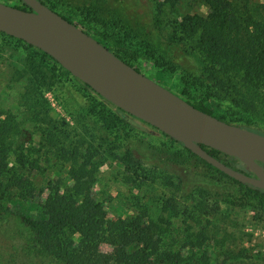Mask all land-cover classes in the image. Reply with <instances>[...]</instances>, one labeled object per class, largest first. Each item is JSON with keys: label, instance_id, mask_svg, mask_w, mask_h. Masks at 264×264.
I'll use <instances>...</instances> for the list:
<instances>
[{"label": "trees", "instance_id": "16d2710c", "mask_svg": "<svg viewBox=\"0 0 264 264\" xmlns=\"http://www.w3.org/2000/svg\"><path fill=\"white\" fill-rule=\"evenodd\" d=\"M105 1L47 0V5L68 21L81 26L138 71L141 72L137 65L141 64V56H148L143 64L145 68L156 66L166 77L167 67L161 56L152 53L151 47L143 44L138 32L119 37L108 31L109 27L114 29L113 23L123 29V21L111 15L110 9L105 7ZM155 1L159 3L161 12L164 3ZM194 1L204 5L208 13L186 14L173 21L169 40L174 45L188 43L198 53L204 64L208 84L205 88L202 79L196 77L195 81L187 85L180 84L177 90L199 110L223 121L235 119L252 128L254 126L250 125L251 119L247 115H232L231 120H228L229 114L221 109L219 100L231 96L238 106L252 108L254 111L264 106V3H254L252 0ZM0 35L13 40L10 42L15 41L17 46L25 50L28 64L32 67V71L26 70L31 74L25 79L27 84L30 81L28 87L33 88L35 82H45L44 69L50 71L51 82L60 76L67 77L91 96L95 109L103 116L101 120L106 129H123L150 135L139 122L125 117L123 111L92 96L93 91L87 85L71 79L69 73L46 54L2 33ZM37 61L38 64L35 63ZM20 76L26 77L23 73ZM39 116L38 111L33 113L36 121ZM254 128L260 133L264 131ZM20 134L19 117L8 115L0 121V216L14 215L21 219L28 232L26 243L29 251L50 257L59 264H180L186 260L181 252L166 248L164 230L150 219L146 210L116 220L108 217L105 206L94 197L91 187L96 182L97 171L111 151L96 146L92 141L81 139L73 143L68 137L47 130L45 145L55 150L53 154L56 159L69 164L68 173L73 185H64V188L53 185L48 194L37 201L35 182L25 171L31 174L39 167V159L32 155L40 152V149L26 148L25 144L18 143ZM165 144L177 145L173 141H166ZM177 147L182 156L189 154L205 165L213 178L229 179L244 188L247 195L264 203L261 190L243 185L191 151ZM203 148L218 160L241 170L235 159H226L227 156L219 151L205 146ZM12 155L15 156L13 165L10 163ZM117 160L125 166L128 180L137 183L142 179L139 171L143 162L133 152L125 151ZM164 178L168 184H172L170 177ZM200 194L201 200L195 205V214L203 217L214 214L215 220H220L217 218V206L212 207L207 195L203 192ZM177 204L176 197L166 201L167 207H171L175 214ZM204 209H207L205 213ZM215 224L209 222L208 226L194 234L195 240L190 242L191 248L200 254V264H210L205 243L215 248L219 236L238 235L236 231L221 229L217 221ZM105 246L112 250L104 251L102 248ZM242 254L238 253L235 257H241ZM1 256L0 253V264H3Z\"/></svg>", "mask_w": 264, "mask_h": 264}, {"label": "rangeland", "instance_id": "374dc122", "mask_svg": "<svg viewBox=\"0 0 264 264\" xmlns=\"http://www.w3.org/2000/svg\"><path fill=\"white\" fill-rule=\"evenodd\" d=\"M159 1L164 3L161 12L155 0H106L105 7L110 9L111 15L123 21V29L113 23L114 29L109 27L108 31L119 37L138 32L143 44L149 45L152 53L161 56L167 67L166 77L156 66L146 69L143 64L148 56H141V64L137 65L150 78L178 94L180 84L187 85L196 77L202 79L206 88L207 75L198 53L188 43L174 45L169 38L173 21L186 14L206 15L208 9L194 0ZM252 1L264 3V0ZM43 2L48 4L47 0ZM10 41L13 40L0 35V121L8 115L19 117L21 134L17 142L25 144L26 148L40 149L32 155L39 159V167L31 174L25 171L35 182L37 201L42 200L53 185L61 188L73 185L68 173L69 164L56 159L55 150L45 145L47 130L66 136L73 143L81 139L89 140L111 151L97 171L96 182L91 187L94 197L105 206L110 219L125 218L146 210L150 219L164 230L166 248L181 252L185 257L186 260L180 264H200V254L191 248L190 242L195 240L194 234L208 226L209 222L215 224L217 221L221 229L236 231L238 235L219 236L215 248L205 243L210 264H221L225 259L224 264H264V203L247 195L244 188L229 179L213 178L210 170L195 157L189 154L182 156L177 145H166V141L144 132L106 129L103 116L95 109L91 96L67 77L60 76L51 82L50 71L44 69L45 82H35L33 88L28 87L30 81L27 84L25 79L31 74L26 70L32 71V67L23 47ZM35 63L38 64V61ZM22 73L25 78H21ZM27 89L28 95L25 94ZM219 105L229 114L228 120L232 115H247L251 119L250 125L264 130V106L256 111L247 109L234 103L231 96L220 99ZM35 111L40 113L38 121L33 118ZM231 121L239 122L235 119ZM125 151L133 152L143 162L139 171L142 179L137 183L128 180L125 166L117 160ZM10 163L15 164L14 155L10 157ZM165 176L170 177L172 184L166 182ZM201 192L207 195L212 207L217 206V218L220 220H215L214 214L205 217L195 214ZM170 197L177 198V214L166 205ZM206 210H203L204 213ZM27 238V229L19 217L0 216L1 262L59 264L50 257L29 251ZM102 249L112 250L106 246ZM238 253L243 254L236 258Z\"/></svg>", "mask_w": 264, "mask_h": 264}, {"label": "water", "instance_id": "95a60500", "mask_svg": "<svg viewBox=\"0 0 264 264\" xmlns=\"http://www.w3.org/2000/svg\"><path fill=\"white\" fill-rule=\"evenodd\" d=\"M18 1L28 10L0 0V33L55 60L71 79L87 85L92 96L123 111L151 136L175 142L227 176L264 193V131L199 110L42 0ZM203 146L234 158L241 170L213 157Z\"/></svg>", "mask_w": 264, "mask_h": 264}, {"label": "flooded vegetation", "instance_id": "af4514ba", "mask_svg": "<svg viewBox=\"0 0 264 264\" xmlns=\"http://www.w3.org/2000/svg\"><path fill=\"white\" fill-rule=\"evenodd\" d=\"M3 1H5L6 3L13 5L15 7L20 6V7L24 8V10H28V8L25 5H23L22 3H20L18 0H3ZM226 159H234V158L227 156Z\"/></svg>", "mask_w": 264, "mask_h": 264}]
</instances>
